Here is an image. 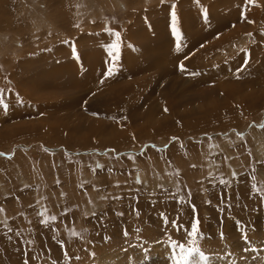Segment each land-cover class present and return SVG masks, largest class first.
<instances>
[{"label":"rangeland","instance_id":"374dc122","mask_svg":"<svg viewBox=\"0 0 264 264\" xmlns=\"http://www.w3.org/2000/svg\"><path fill=\"white\" fill-rule=\"evenodd\" d=\"M0 101V264H264V0H0Z\"/></svg>","mask_w":264,"mask_h":264},{"label":"snow or ice","instance_id":"6c2138e0","mask_svg":"<svg viewBox=\"0 0 264 264\" xmlns=\"http://www.w3.org/2000/svg\"><path fill=\"white\" fill-rule=\"evenodd\" d=\"M172 11L170 14V18H171V23H170V29H171V33L174 37H176V50L179 51L180 47H181V33L178 27V17H177V12H176V6L173 4L170 6ZM204 19L205 21H207L208 17H207V13L205 12L204 14ZM115 42L105 45L104 47L107 49V55L110 57V66L107 67L106 69V76H112L115 74V72L117 71V62L119 60V55H120V51H121V35L119 32H115ZM134 47V46H132ZM73 51V56L75 59L79 60V54L77 52V50L73 47L72 49ZM250 58V54L249 57ZM180 70L181 71H186V68L183 64L180 65ZM0 103H2V101H0ZM8 105H4V109L5 111H7ZM93 115H96V113H93ZM2 155V154H0ZM193 211L194 213L196 212L195 207L193 206ZM119 215H123V213H119ZM161 219L165 222L168 223V219L166 217H164L163 215L161 216ZM171 226L175 227L176 229H182L183 225H179L177 224L176 220H172L171 221ZM238 227H240V225L238 224ZM9 231H11V229H9ZM241 231L243 232V229L241 228ZM125 236L128 235V233L125 231L123 233ZM189 235L195 237L197 235H203V233L200 231V219L198 215H194L192 220L190 221V230H189ZM221 238H223V233L220 234ZM243 239L246 241L247 240V234L243 233ZM199 254V259L200 260H207L208 258L203 254L199 252V249L197 248H193V249H189L187 251V253H185L182 256V259L184 261V264H189V261L192 259L193 256Z\"/></svg>","mask_w":264,"mask_h":264},{"label":"bare ground","instance_id":"6f19581e","mask_svg":"<svg viewBox=\"0 0 264 264\" xmlns=\"http://www.w3.org/2000/svg\"><path fill=\"white\" fill-rule=\"evenodd\" d=\"M247 36H248V35H247ZM190 46H191V44H190ZM151 53H152V52H151ZM161 58H162V57H161ZM142 62H143V61H142ZM152 62H155V59H153ZM141 66H142V64H141ZM147 67H148V66H147ZM151 67H152V66H151ZM144 69H146V67H145ZM142 70H143V69H142ZM146 70H147V69H146ZM140 71H141V70H140ZM63 82H64V81H63ZM63 82H62V83H63ZM65 85H66V84H65Z\"/></svg>","mask_w":264,"mask_h":264}]
</instances>
